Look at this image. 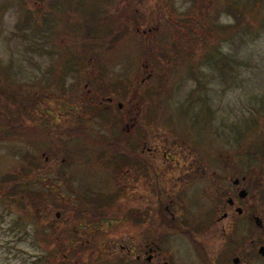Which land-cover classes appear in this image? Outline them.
Listing matches in <instances>:
<instances>
[{"label": "rangeland", "instance_id": "374dc122", "mask_svg": "<svg viewBox=\"0 0 264 264\" xmlns=\"http://www.w3.org/2000/svg\"><path fill=\"white\" fill-rule=\"evenodd\" d=\"M106 95L143 100L154 154L264 163V0H0V264H127L111 253L113 226L92 227L100 243L68 241L104 200L126 217L117 178L108 199L93 192L79 208L50 169L70 152L113 151L97 137L132 136ZM67 104L52 128L46 110Z\"/></svg>", "mask_w": 264, "mask_h": 264}, {"label": "flooded vegetation", "instance_id": "af4514ba", "mask_svg": "<svg viewBox=\"0 0 264 264\" xmlns=\"http://www.w3.org/2000/svg\"><path fill=\"white\" fill-rule=\"evenodd\" d=\"M72 97L82 104L80 96ZM103 99L108 101L105 108L116 105L114 121L122 120L126 134L132 136L126 143L97 137L95 145L101 142L104 149L111 146L113 151L100 152L94 160L91 157L97 153L70 152L67 159L60 156L50 168L51 177L55 183H64L66 193H78L80 199L73 201L80 208L88 204L93 192L100 194L98 199H108L104 183L111 175L113 180L117 178L114 191L126 193L128 212L126 217L116 218L120 206L112 210L113 203L104 200L90 211L93 222L79 217L68 241H92L95 236L94 240L102 242L103 234L92 227L103 223L106 229L113 226L112 255L120 261L126 257L127 264H264V187L260 178L264 163L260 157L244 153L238 160L223 153L216 159L209 148L205 160L185 153L167 159L145 147L150 111H145L142 99H127L126 104L110 95ZM71 110L70 104L61 110L56 106L46 110L52 128L60 127ZM119 176L127 180L121 187Z\"/></svg>", "mask_w": 264, "mask_h": 264}, {"label": "trees", "instance_id": "16d2710c", "mask_svg": "<svg viewBox=\"0 0 264 264\" xmlns=\"http://www.w3.org/2000/svg\"><path fill=\"white\" fill-rule=\"evenodd\" d=\"M64 244V243H63ZM59 246H61L62 245V243L61 244H58ZM65 255H66V252H65ZM66 256H68V255H66Z\"/></svg>", "mask_w": 264, "mask_h": 264}]
</instances>
